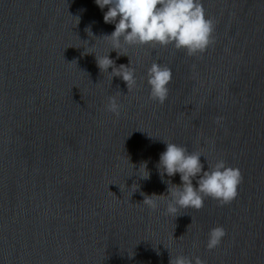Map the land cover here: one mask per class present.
<instances>
[{"label":"water","instance_id":"1","mask_svg":"<svg viewBox=\"0 0 264 264\" xmlns=\"http://www.w3.org/2000/svg\"><path fill=\"white\" fill-rule=\"evenodd\" d=\"M201 2L214 20L205 51L121 43L118 55L95 0H0V264H264V0ZM109 51L135 69L131 89L98 67ZM153 62L172 71L163 103ZM166 142L205 169L239 168L237 196L167 212L181 181L157 167Z\"/></svg>","mask_w":264,"mask_h":264},{"label":"clouds","instance_id":"2","mask_svg":"<svg viewBox=\"0 0 264 264\" xmlns=\"http://www.w3.org/2000/svg\"><path fill=\"white\" fill-rule=\"evenodd\" d=\"M104 12V21L114 23V30L104 36L111 37L112 50L120 52L121 43L125 44H173L175 48H184L189 55L203 52L213 41L214 20L205 14L201 0H95ZM86 28V31H89ZM107 55L98 58L100 70L119 76L131 89L135 84V69L128 65H116L115 60ZM111 67V71L108 69ZM147 82L152 99L163 103L168 96V84L172 79V71L166 66L153 62L147 69ZM109 111L119 114V104L115 97L109 98ZM220 119L219 117L217 118ZM200 152L189 151L186 146L166 142L165 149L159 154L157 167L161 176L169 177L179 173V184H168L169 201L167 212L176 213L180 208L203 206L204 197L211 196L220 204L231 202L238 194V185L242 180L239 168L226 165L219 160L205 169ZM146 167V164H145ZM142 176L143 178H148ZM193 180L196 181L195 185ZM145 195L143 202L151 208L157 207L153 196ZM226 231L223 226L210 229L207 247L215 248L221 243ZM169 264H204L200 257L193 258L177 255Z\"/></svg>","mask_w":264,"mask_h":264}]
</instances>
